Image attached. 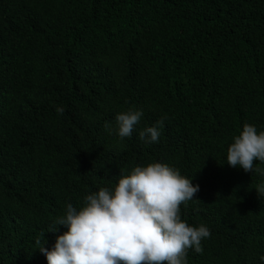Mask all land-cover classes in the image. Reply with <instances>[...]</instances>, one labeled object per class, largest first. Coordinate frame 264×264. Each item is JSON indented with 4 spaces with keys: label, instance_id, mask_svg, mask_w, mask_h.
I'll return each instance as SVG.
<instances>
[{
    "label": "trees",
    "instance_id": "16d2710c",
    "mask_svg": "<svg viewBox=\"0 0 264 264\" xmlns=\"http://www.w3.org/2000/svg\"><path fill=\"white\" fill-rule=\"evenodd\" d=\"M244 124L264 131V0H0V264H47L67 204L156 162L199 185L187 264H264V175L226 161Z\"/></svg>",
    "mask_w": 264,
    "mask_h": 264
},
{
    "label": "clouds",
    "instance_id": "9594fccd",
    "mask_svg": "<svg viewBox=\"0 0 264 264\" xmlns=\"http://www.w3.org/2000/svg\"><path fill=\"white\" fill-rule=\"evenodd\" d=\"M57 111L63 114L64 109ZM142 116L140 110L118 114L117 135L130 137ZM162 126L160 120L145 128L140 139L156 143ZM226 161L264 175V169L253 167L255 161L264 163V131L258 134L254 125L244 124L227 148ZM198 192L199 185L167 164L136 166L121 176L114 190L102 187L87 195L79 210L67 204L47 232H56L57 226L67 231L51 249L44 243L38 250L47 264H187V251L202 253L201 241L211 235L205 225L193 227L181 219L180 206ZM256 193L264 196V184L256 186Z\"/></svg>",
    "mask_w": 264,
    "mask_h": 264
}]
</instances>
